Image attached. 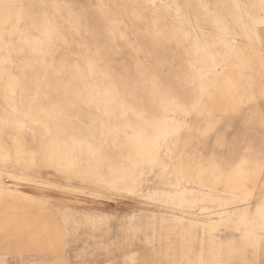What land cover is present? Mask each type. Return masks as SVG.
<instances>
[{
	"label": "snow or ice",
	"instance_id": "obj_1",
	"mask_svg": "<svg viewBox=\"0 0 264 264\" xmlns=\"http://www.w3.org/2000/svg\"><path fill=\"white\" fill-rule=\"evenodd\" d=\"M0 81V264H264V0H0Z\"/></svg>",
	"mask_w": 264,
	"mask_h": 264
},
{
	"label": "rangeland",
	"instance_id": "obj_2",
	"mask_svg": "<svg viewBox=\"0 0 264 264\" xmlns=\"http://www.w3.org/2000/svg\"><path fill=\"white\" fill-rule=\"evenodd\" d=\"M27 2V0H25ZM48 2H56V3H69V4H84V5H112L118 3H171V4H190V5H200V4H225V3H258V0H48ZM193 12L197 11L196 8L192 9ZM95 12V10H93ZM201 17H204L206 14L204 10H199ZM209 27H211V23H209ZM106 39H111L106 36ZM134 70V64H133ZM141 89L145 91L146 97L150 99L151 93L154 87H166V78L165 79H158L155 84L149 78L147 81H141L140 83ZM157 109H160V104L157 102L155 104ZM3 110V107H0V111ZM162 111V109H160ZM27 141L30 143L31 138L28 137ZM47 178V177H45ZM32 191V190H27ZM145 191L147 192L148 189L146 188ZM153 194L159 193L158 199H166L167 195H176L174 190H167L163 185H157L156 187L151 189ZM184 192V189L180 190ZM193 191L192 188H188L187 192L191 193ZM177 204L180 203V200L177 199ZM212 205L209 204L207 207H211ZM102 207V206H101ZM256 205L253 206V211H255ZM141 211L151 212L155 217L153 223L155 225V231L152 233L155 237V243L158 247L161 246L163 243V248L165 253H167L168 247L171 244L174 249L179 247L184 239V231L185 228L191 231H195L197 225H199V233L202 236L204 233L203 224L207 221L208 213L206 211H202L199 208L192 209L188 206H185L183 211L179 209L173 211H161V206L153 204L150 206H146L140 209ZM147 223V220H145ZM179 228V230H177ZM147 239V237H145ZM129 256L133 255V253H128Z\"/></svg>",
	"mask_w": 264,
	"mask_h": 264
},
{
	"label": "bare ground",
	"instance_id": "obj_3",
	"mask_svg": "<svg viewBox=\"0 0 264 264\" xmlns=\"http://www.w3.org/2000/svg\"><path fill=\"white\" fill-rule=\"evenodd\" d=\"M95 10V9H94ZM97 10H95V12H96ZM109 38H111V37H109ZM4 90H5V84L2 82V81H0V107L2 106V107H4V95H5V92H4ZM26 140H27V138H26ZM28 142V141H27ZM0 147H2V144H0ZM45 179H47V178H45ZM21 191H25V189H21ZM29 192V194H31V192L32 191H28ZM254 206V205H253ZM3 211H4V209H3V206L2 205H0V216H2L3 215Z\"/></svg>",
	"mask_w": 264,
	"mask_h": 264
}]
</instances>
